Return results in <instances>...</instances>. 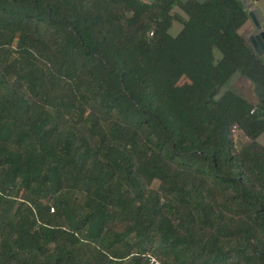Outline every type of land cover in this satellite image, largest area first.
Here are the masks:
<instances>
[{"label":"trees","instance_id":"1","mask_svg":"<svg viewBox=\"0 0 264 264\" xmlns=\"http://www.w3.org/2000/svg\"><path fill=\"white\" fill-rule=\"evenodd\" d=\"M250 20L0 0V264H264V93L233 88L264 89Z\"/></svg>","mask_w":264,"mask_h":264},{"label":"crops","instance_id":"2","mask_svg":"<svg viewBox=\"0 0 264 264\" xmlns=\"http://www.w3.org/2000/svg\"><path fill=\"white\" fill-rule=\"evenodd\" d=\"M200 1H204V0H200ZM251 3H253V8H248L247 4L251 5ZM247 4L245 5L248 11H250L251 9L257 8V9H260L261 13L264 15V0H248ZM180 29H181V26L179 24H174L172 28V32L176 34L178 33ZM257 33H259V31L257 30L256 26L254 25V22L251 19L249 30L247 33V39L249 40V42H250L249 37L251 35H256ZM242 83H244L245 87L242 86ZM236 87H239L243 91L244 93L243 95L251 102H256L258 98L264 93V89L261 86L254 84L253 82L249 81L246 78L235 79L233 88L235 89ZM259 142L264 145V132L259 136Z\"/></svg>","mask_w":264,"mask_h":264},{"label":"water","instance_id":"3","mask_svg":"<svg viewBox=\"0 0 264 264\" xmlns=\"http://www.w3.org/2000/svg\"><path fill=\"white\" fill-rule=\"evenodd\" d=\"M248 0H243L244 4H247ZM248 8H253V3L251 5L247 4ZM249 15L254 22L259 33L256 35H251L249 37L251 45L259 56H264V15L261 13L260 9L254 8L249 11Z\"/></svg>","mask_w":264,"mask_h":264},{"label":"built area","instance_id":"4","mask_svg":"<svg viewBox=\"0 0 264 264\" xmlns=\"http://www.w3.org/2000/svg\"><path fill=\"white\" fill-rule=\"evenodd\" d=\"M254 111L255 109L252 110V112ZM234 132L235 133L239 132V129L235 127ZM149 261H150V264H161L160 260L155 255H152V254H149Z\"/></svg>","mask_w":264,"mask_h":264},{"label":"rangeland","instance_id":"5","mask_svg":"<svg viewBox=\"0 0 264 264\" xmlns=\"http://www.w3.org/2000/svg\"><path fill=\"white\" fill-rule=\"evenodd\" d=\"M249 81H250V80H249ZM251 82H252V81H251ZM242 86H244V83H242ZM244 87H245V86H244ZM235 90H236L237 92H240V93L244 94L243 91H242L239 87H236ZM236 135H238V132L236 133ZM237 139H238V136H237Z\"/></svg>","mask_w":264,"mask_h":264}]
</instances>
